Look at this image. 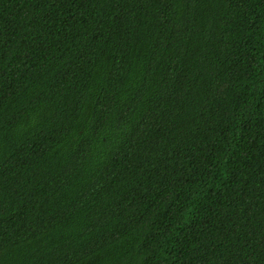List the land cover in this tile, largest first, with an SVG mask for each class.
<instances>
[{
    "label": "trees",
    "instance_id": "16d2710c",
    "mask_svg": "<svg viewBox=\"0 0 264 264\" xmlns=\"http://www.w3.org/2000/svg\"><path fill=\"white\" fill-rule=\"evenodd\" d=\"M0 264H264V0H0Z\"/></svg>",
    "mask_w": 264,
    "mask_h": 264
}]
</instances>
